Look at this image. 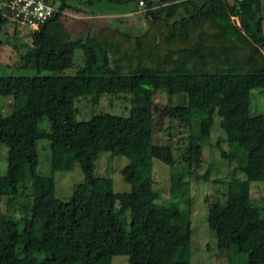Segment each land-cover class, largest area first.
Returning a JSON list of instances; mask_svg holds the SVG:
<instances>
[{
  "label": "trees",
  "instance_id": "obj_1",
  "mask_svg": "<svg viewBox=\"0 0 264 264\" xmlns=\"http://www.w3.org/2000/svg\"><path fill=\"white\" fill-rule=\"evenodd\" d=\"M106 1L132 11L144 2L146 27L134 35L122 17L100 19L60 0L23 57L34 75H0V98L13 99L12 113H0V146L8 150L7 174L0 175V264H112L117 256L129 264H192L191 179L210 181V172L195 169L212 144L216 117L224 132L217 148L244 178L223 183L208 227L230 264H264V200L251 191L264 184V115L250 114L252 92L264 91V0ZM65 10L91 18L71 31ZM9 20L3 5L0 30ZM77 50L83 65L66 75ZM158 93L179 105L161 106ZM104 96L127 102L128 114L77 120V100ZM165 118L187 130L179 157L172 145L156 143ZM42 141L50 149L47 176L38 172ZM103 153L129 160L124 181L131 191L115 192L112 178L96 174ZM154 160L170 170L168 219L156 208ZM76 165L84 179L63 201L55 174Z\"/></svg>",
  "mask_w": 264,
  "mask_h": 264
},
{
  "label": "rangeland",
  "instance_id": "obj_2",
  "mask_svg": "<svg viewBox=\"0 0 264 264\" xmlns=\"http://www.w3.org/2000/svg\"><path fill=\"white\" fill-rule=\"evenodd\" d=\"M57 7L60 0H49ZM77 7L82 8L86 13H95L104 15L98 18H112L114 15L126 13L128 7L112 6L106 0H70ZM79 3V4H78ZM4 3L0 0V7ZM138 11L131 12L125 16H121L127 23V27L134 35L142 32V28L146 27L147 20L144 12ZM66 17V26L69 30L74 31L77 28L84 26L83 16L79 12L65 10L63 12ZM6 15V14H4ZM108 15V16H107ZM89 18V17H85ZM238 22V19H236ZM105 22V21H104ZM111 24L113 20L108 21ZM106 23V22H105ZM142 26V27H141ZM33 29L23 27L11 19L2 30H0V75L2 76H25L34 75V72H29L23 68V57L29 50L32 49V35ZM264 52V50H263ZM83 65V52L77 50L74 57V65L65 69L64 74L74 75L77 69ZM50 73L46 72L44 75ZM157 103L165 107L168 105L177 106L179 101L176 98L162 93L156 95ZM13 99L0 98V113L3 116H8L12 113ZM76 106L79 110L77 114L78 121H87L92 116L99 113L108 112L116 115H127L130 105L116 97L104 96L96 101L92 98H81L76 101ZM251 116L264 115V91L254 90L251 95L250 105ZM220 119L216 117V125L212 131V144L205 147L204 158L202 162L196 166L195 172L197 175H206L210 172L209 182H204L202 179L197 181L193 177L192 184V264H230L229 254L221 252L217 247V239L208 227V211L211 203L222 199L224 192V182L233 179H243L244 176L238 173L237 162H230L222 157L217 148L219 138L224 137V132L220 128ZM47 129V126H45ZM187 130L175 121H170L165 118L161 125L156 130V143L170 144L174 148L175 154L179 157L180 149L186 146ZM222 149L229 151V145L224 142L221 144ZM40 163L38 172L42 175H50V149L48 142H39ZM8 170V150L0 146V175H6ZM131 170L130 162L125 157L113 156L110 153H103L98 162L96 174L102 177H110L114 180L115 192H129L131 186L124 181L125 177ZM218 170V171H216ZM169 177L170 170L168 167L161 164L159 161L154 160V188L159 193L160 199L156 203L158 213L168 219L170 217V210L168 207L169 199ZM84 179L81 168L76 165L71 172H58L55 174L56 181V196L67 201L73 194L74 186L82 182ZM251 191L254 200H264V184L253 183L251 184ZM3 209L8 212L9 206L4 203ZM11 211L10 213H12ZM8 215V214H7ZM112 264H129V258L125 256L114 257Z\"/></svg>",
  "mask_w": 264,
  "mask_h": 264
},
{
  "label": "built area",
  "instance_id": "obj_3",
  "mask_svg": "<svg viewBox=\"0 0 264 264\" xmlns=\"http://www.w3.org/2000/svg\"><path fill=\"white\" fill-rule=\"evenodd\" d=\"M10 19L29 29L39 30L58 12L56 5L47 0H2ZM141 13L146 11L144 2H140Z\"/></svg>",
  "mask_w": 264,
  "mask_h": 264
},
{
  "label": "crops",
  "instance_id": "obj_4",
  "mask_svg": "<svg viewBox=\"0 0 264 264\" xmlns=\"http://www.w3.org/2000/svg\"><path fill=\"white\" fill-rule=\"evenodd\" d=\"M131 12H133L132 10H128L126 13H121L119 15H114L115 17H121V16H125V15H128V14H132ZM135 12V11H134ZM79 14H83V13H79ZM108 16V15H107ZM85 17H88V16H83L82 19H85ZM96 17H104V15H99L97 14ZM91 18V17H89Z\"/></svg>",
  "mask_w": 264,
  "mask_h": 264
}]
</instances>
